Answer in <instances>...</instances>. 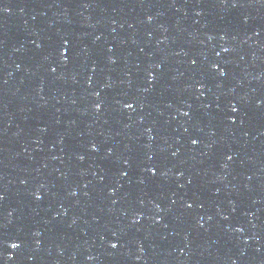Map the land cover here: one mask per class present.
I'll return each instance as SVG.
<instances>
[{"label":"water","instance_id":"obj_1","mask_svg":"<svg viewBox=\"0 0 264 264\" xmlns=\"http://www.w3.org/2000/svg\"><path fill=\"white\" fill-rule=\"evenodd\" d=\"M0 10V264H264V0Z\"/></svg>","mask_w":264,"mask_h":264},{"label":"snow or ice","instance_id":"obj_2","mask_svg":"<svg viewBox=\"0 0 264 264\" xmlns=\"http://www.w3.org/2000/svg\"><path fill=\"white\" fill-rule=\"evenodd\" d=\"M0 11H6V10H0ZM224 51H227L228 49H223ZM62 55H64V54H62ZM53 71H55V69H53ZM259 103V102H258ZM99 107H100V105H97V109H99ZM126 107H129V108H132L133 106L131 105V104H128V105H126ZM231 112L232 113H236L237 112V107H235V106H231ZM184 115H188V113H184ZM198 141L197 140H195V139H193L192 141H191V143L192 144H196ZM93 150H95V147H93ZM173 155H175V153H173ZM80 159H83V157H80ZM229 159H231V157H229ZM152 172H154V170H152ZM122 175H125V173H121ZM35 197H36V199L37 200H39L41 197H40V195L39 194H36L35 195ZM0 199H3V196L2 195H0ZM188 207H191V205L189 204V205H187ZM139 220H137V222H138ZM237 231H239V229H237ZM10 248H12V249H15V248H17L18 247V244H16L15 242H13V243H10L9 245H8ZM111 247L112 248H116L117 247V244L116 243H113L112 245H111Z\"/></svg>","mask_w":264,"mask_h":264}]
</instances>
